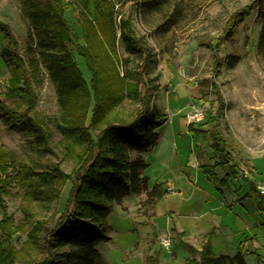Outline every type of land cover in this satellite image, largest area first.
Segmentation results:
<instances>
[{"label":"rangeland","instance_id":"374dc122","mask_svg":"<svg viewBox=\"0 0 264 264\" xmlns=\"http://www.w3.org/2000/svg\"><path fill=\"white\" fill-rule=\"evenodd\" d=\"M109 1L114 7L117 32L116 48L108 51L111 64L140 98L147 92L151 106L168 116L159 144L144 158L149 165L145 174L151 189L166 184L169 191L153 211L141 205L146 194L131 196L123 205L115 204L108 217L111 240L99 243L97 249L109 264H146L153 255L162 264H185L191 254L183 243L197 245L201 236H206L216 256L234 255L243 243L251 249L256 237L260 260L249 255L247 264H264V53L258 47L261 20L253 12L239 21L231 38L224 39L231 36L227 30L234 15L252 6L253 0H195L185 10V20L170 28L165 25L166 13L139 12L135 0ZM79 12L75 5L67 16H78ZM123 18L132 20L137 38L151 54L146 67L143 56L127 53L120 42ZM0 22L11 26L24 54L28 27L19 0H0ZM78 62L84 79L91 83L92 73L86 62L82 58ZM10 77V70L0 60V97L20 108L22 100L6 97ZM33 82L35 111L50 127L53 153L38 149L0 119V146L12 161L7 173L17 177L5 199L15 225L26 223L27 218L32 225L38 219L53 221L58 217L56 203L32 202L29 188L19 181L26 170L44 171L57 163L70 174L76 165L53 123L61 115L54 84L43 68ZM127 96L119 110L131 114L141 102ZM193 106L206 111L199 125L217 117L225 143L217 135L189 130L185 116ZM215 137L219 138L217 142ZM213 144L218 146V155ZM229 151L239 159L227 163ZM69 189L68 184L60 209ZM167 234L172 239L170 251L161 245ZM14 239L21 250L28 236L18 233ZM32 257L39 254L34 252ZM21 262L29 264L25 257Z\"/></svg>","mask_w":264,"mask_h":264},{"label":"trees","instance_id":"16d2710c","mask_svg":"<svg viewBox=\"0 0 264 264\" xmlns=\"http://www.w3.org/2000/svg\"><path fill=\"white\" fill-rule=\"evenodd\" d=\"M194 1L135 0L134 5L139 12L166 13L165 25L170 28L185 20V10ZM19 2L28 27L24 54L11 26L0 22V60L11 72L6 97L22 100V107L14 108L0 97V119L10 130L28 137L38 149L53 153L50 127L35 111L37 95L33 81L45 69L61 107V115L53 123L76 165L70 174L57 163H51L44 171L26 170L19 181L29 188L32 202L56 203L58 217L53 221L38 219L32 225L27 218L26 223L15 225L5 199L17 177L7 173L12 161L0 146V264H22L23 257L29 264H109L97 245L111 240L108 217L114 205H123L131 196L146 194L147 199L141 205L153 211L169 191L166 184L150 188L145 175L149 165L144 158L159 144L168 116L151 106L147 92L140 98L126 77L117 74L111 64L108 51L116 48L117 32L114 7L109 0ZM75 5L79 15L68 17ZM253 12L262 23L258 47L264 53V0H253L252 6L235 14L227 30L231 36L224 39L231 38L239 21L243 22ZM119 32L126 52L143 56L146 67L151 54L137 38L132 20L123 18ZM78 58L84 59L90 69L91 83L84 79ZM127 95L141 102L131 114L119 110ZM216 120L217 117L207 124L194 123L188 127L190 131L217 135L225 143L222 123ZM215 138L217 142L219 138ZM216 144L212 146L218 155ZM226 155L227 163L240 157L235 158L230 151ZM68 184V196L60 209ZM18 233L28 236L21 250L16 248L14 239ZM183 244L191 254L185 264H247L248 255L260 260L258 250L247 251L244 243L233 256H216L209 241L200 250ZM34 252L39 254L38 258L32 257ZM146 264L162 263L153 255Z\"/></svg>","mask_w":264,"mask_h":264},{"label":"built area","instance_id":"2783aa9c","mask_svg":"<svg viewBox=\"0 0 264 264\" xmlns=\"http://www.w3.org/2000/svg\"><path fill=\"white\" fill-rule=\"evenodd\" d=\"M206 111L202 106H193L192 110L185 116L187 124L201 123L205 119ZM162 247L170 251L172 247V239L170 234H167L161 239Z\"/></svg>","mask_w":264,"mask_h":264},{"label":"crops","instance_id":"0c3cea01","mask_svg":"<svg viewBox=\"0 0 264 264\" xmlns=\"http://www.w3.org/2000/svg\"><path fill=\"white\" fill-rule=\"evenodd\" d=\"M170 92V91H169ZM187 123V122H186ZM146 175V174H145ZM147 176V175H146ZM148 177V176H147ZM149 178V177H148ZM149 184H150V179H149ZM150 188H151V186H150ZM143 195H145V194H143ZM142 196V195H141ZM251 228H253V227H249V229L251 230ZM227 230L228 231H230V227H227ZM231 232V231H230ZM232 235H235L233 232H232ZM235 237V236H234ZM256 238V237H255ZM254 238V240L251 242V244H250V247H251V249L249 248H247V247H245L246 248V250L247 251H252V250H258L259 251V249H260V247H258L257 246V243H256V239ZM206 236H201L200 238H198L197 239V245H193L196 249H198V250H200L201 248H202V246L204 245V243L206 242ZM260 254V253H259ZM227 255V254H226ZM235 255V254H234ZM230 256H233V255H230ZM260 256H261V254H260ZM247 257H249V255L248 256H246V262H247Z\"/></svg>","mask_w":264,"mask_h":264}]
</instances>
